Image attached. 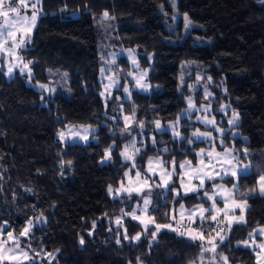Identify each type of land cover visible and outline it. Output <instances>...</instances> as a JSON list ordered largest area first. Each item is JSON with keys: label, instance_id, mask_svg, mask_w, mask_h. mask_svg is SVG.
Listing matches in <instances>:
<instances>
[{"label": "trees", "instance_id": "trees-1", "mask_svg": "<svg viewBox=\"0 0 264 264\" xmlns=\"http://www.w3.org/2000/svg\"><path fill=\"white\" fill-rule=\"evenodd\" d=\"M105 11L114 19H104ZM42 12L31 43L21 53L26 62L32 61V78L17 74L8 80L0 69V224L7 222L18 235L27 220L36 224L43 215V222L31 230V248L52 252L55 258L44 255L36 264L198 263L200 241L171 231L153 239L152 229L145 232L130 218L116 223L138 199L131 195L118 200L108 193L110 185L119 186L128 169L120 156L127 140L122 113L135 109L137 121L150 130L154 120H176L187 107L188 82H197L188 76L181 81L182 66L191 64V69L204 74L201 82L216 91V104H230L239 114L226 145L250 162L251 171L239 180V191L247 192L264 173V2L175 0L173 7V0H43ZM185 13L192 21L188 29ZM173 18H177L175 33L168 30ZM124 49L134 51L142 69H150L151 93L133 91L131 101H120L123 91L117 89L103 100V67L128 79L127 58L120 55L116 65L110 61ZM37 82L55 92L46 95ZM68 125H91L98 131L87 144L62 143L57 133ZM235 129L239 137L232 136ZM182 130L189 138V128ZM156 140V147L139 156L140 167L149 157L163 154L164 148L169 160L195 162L197 155L191 150L207 146L200 142L191 147L169 133L156 134ZM113 145L111 161L103 163L105 149ZM244 148L249 150L247 157ZM232 180L223 183L230 187ZM154 194V203L163 205L164 198L158 191ZM167 198L169 207L174 206L173 196ZM176 201L191 208L205 199L193 194ZM248 203L247 223L234 225L223 244L216 241L217 253L227 255L230 264L256 262L238 242L264 226V197L249 195ZM165 210L156 212L158 223L169 222ZM125 229L129 239L124 238ZM137 233L140 240L131 239Z\"/></svg>", "mask_w": 264, "mask_h": 264}, {"label": "snow or ice", "instance_id": "snow-or-ice-1", "mask_svg": "<svg viewBox=\"0 0 264 264\" xmlns=\"http://www.w3.org/2000/svg\"><path fill=\"white\" fill-rule=\"evenodd\" d=\"M264 2V0H262ZM43 0H0V54H4L7 57H11L18 63H8L7 75L11 76L16 68H19L20 73L27 74L31 79L32 61L25 62L24 56L20 53L26 49L27 45L31 43V34L36 27L39 15L42 12ZM173 7H175V0H173ZM21 8L31 11V15L26 12L22 14ZM104 19H114L110 17L109 13L105 11L103 13ZM185 28L188 29L192 26V21L187 14H184ZM129 55L132 59L133 65L138 66V62L135 56L132 54V50H129ZM3 67V64H0ZM104 72V69L101 70ZM133 77L135 82L134 86L142 91H147L150 87L144 81L147 73L142 72L139 75H135L132 72L128 73ZM112 80V84L117 83L113 77H109ZM197 80L205 79V77L197 76ZM208 81L212 78L206 77ZM37 86L43 91L55 92V89L50 88L48 84H41L37 82ZM108 86H106L107 89ZM191 87V86H190ZM125 93L131 96L129 88L123 89ZM205 98L211 96L207 86H205ZM104 95V93H101ZM43 99V96H42ZM188 107L182 115L188 114L190 111H209V105L197 106L191 96L187 98ZM227 107V106H226ZM135 109H132L130 114L123 116L124 128L122 131H128L135 124L136 127L143 129L144 124L142 121L135 119ZM205 125H211L216 131L221 133L220 145L222 151H216L213 147L211 150L206 151L204 148H200L196 153L198 160L196 165H193L191 160H184L177 165L174 158L170 160H164L162 156L157 155L155 158L149 157L146 161V166L143 172L140 170L135 161V156L141 151L136 147V138L133 137L127 144L124 145L123 151L120 155L126 162H131V167L124 173L127 178L120 181L119 187L113 189L110 185L108 187L109 194L116 193L120 195L127 193L130 197L133 193L140 197L142 203H137L136 208L132 210L130 214L132 219L138 220L144 225V231H148V225H153L151 236L153 239L157 236L160 230L168 229L172 232H176L181 237H186L191 241H200V260H204V253H211L210 264H217L222 261L223 264H230L227 255L223 252L217 253L219 244H223L226 239V234L232 230L233 223L246 224L245 213L249 207L248 196L258 194L264 197V173L260 174L255 185L248 189L247 192L241 193L239 191V180L241 175H246L251 171L250 162L245 164L243 159L234 154V150L230 149L223 140V129L217 126L214 116L198 117ZM180 123V117L177 118L175 123H170L167 128L162 127L159 120H154L153 124L155 129L160 132L170 131L174 138L185 140L186 143H194L193 139L185 138L178 130ZM239 114L233 110L231 119L228 120V124L232 126H238ZM84 128V133L79 131L74 135L80 136V139L87 140L90 132H94L91 125L81 126ZM128 134L131 136V132ZM61 141H64L66 136L73 135L72 129L69 128L68 132L61 130L57 133ZM192 137L196 140H205L210 143L216 141V137L208 131H200L196 129L192 133ZM153 145L156 144V138H152ZM113 146L105 149V158L111 159V152ZM168 149L164 148L163 152H167ZM245 157L248 156L249 150L244 148L241 150ZM103 162V161H102ZM242 165V167H241ZM179 167L180 171H177ZM133 170L134 175H133ZM230 176L233 178L231 186L228 187L223 183V177ZM217 177H220V182L210 183L206 185V181H215ZM175 178V180H174ZM195 182V183H194ZM178 184V187H177ZM170 185H172L170 187ZM153 186L158 189H162L159 193V197L164 198V204H155L152 192ZM210 188V190H208ZM190 193H201L205 201L198 203L191 208H186L183 202L172 201V205L178 203V207H169V195L175 196L182 201L184 196ZM115 198V197H114ZM219 198V201L218 199ZM208 202L209 206L204 207V203ZM222 203L223 207L220 206ZM164 207L166 210L163 212L170 222L157 223L155 219L156 212ZM236 209H239V215L236 214ZM139 212V215H137ZM222 217V218H221ZM43 222V215L41 214L36 218V224ZM116 223L119 225L121 219L117 218ZM32 219L27 220L26 225L20 229L18 235H14L15 229L11 227L7 222L0 224V264H27L31 261L32 264H36L37 258L44 255L54 259L52 252L44 253L35 251L31 248V230L36 226ZM196 225V227H193ZM95 228V223L92 225ZM92 233L89 232V235ZM140 233H137L131 239L135 241L140 240ZM259 237V241H258ZM124 238L129 239L127 236V230H124ZM24 240L22 245L21 241ZM219 240V244L216 241ZM80 244L85 243L83 237L80 238ZM120 243V240H117ZM242 245L252 250L256 257L255 264H262L264 262V226H257L256 229L249 231L248 238L238 242V246ZM139 260V257L137 258ZM49 264L51 262L49 261ZM195 264V262H190Z\"/></svg>", "mask_w": 264, "mask_h": 264}, {"label": "rangeland", "instance_id": "rangeland-1", "mask_svg": "<svg viewBox=\"0 0 264 264\" xmlns=\"http://www.w3.org/2000/svg\"><path fill=\"white\" fill-rule=\"evenodd\" d=\"M176 21H177V18H173L169 23H168V30L175 33L176 31ZM129 50L131 49H124L123 51H121L119 54H114V55H111L110 56V61L113 65H116L117 63V59L120 55H124L126 58H127V61L129 63V66H130V70L129 72H132L134 73L135 75H139L140 73L142 72H146L147 75L144 79V81H142V83H147L150 85V83L148 82L147 78H148V75H149V72H150V69H142L141 68V64H140V61L137 57V55L134 53V51L132 50V54L135 56L137 62H138V66L137 65H133L132 63V59L129 55ZM192 68V65L189 64V63H186L182 66V75H181V81L185 78V77H190V78H193V79H196L197 76H201V77H204V74L202 72H195V70L191 69ZM102 69H104V72L100 73V82H101V85H102V91L101 93H104V95H101L102 99L103 100H108L112 97L113 93L117 90V89H123L125 87L129 88L130 92H131V96H129L127 93H125L123 91L122 95H121V98L119 99L120 101H131L132 100V92L133 91H138L140 93H143V94H149L151 93V85L150 87L148 88L147 91H142L138 88H136L134 86L135 82L133 80V77L132 76H129L128 75V79H126L125 81L120 78L116 72L114 70H112L110 67L108 66H105L103 67ZM101 69V70H102ZM109 77H113L117 83L115 84H112V80L109 79ZM197 80V79H196ZM198 82H200L198 84ZM190 85H189V92L190 94L187 95L186 97V102H187V98L189 96L192 97V99L195 101L196 105L199 107V106H202V105H209V111L206 113L203 111V109L199 112L197 111H190L188 114H185V115H182L184 112H185V109L188 107V103H187V107L183 110V112L178 116L180 117V123L178 125V130L180 131V133L182 134V136H184L185 138H187V133L183 132L182 128L183 127H188L189 130V138L190 139H193L194 140V143L192 144H188L189 146H194L195 143H200V142H203V143H206L207 146L206 147H201V148H204L206 151L208 150H211L213 147L215 148L216 151H222L220 149L221 145H220V137H221V133L216 131L215 128H213L211 125H205L204 123L201 122L200 119H198V117H203L205 115L211 117V116H214L215 117V120H216V123H217V126L220 128V129H223V140H224V143L227 144L228 140L226 139V136H227V133L229 132V130H231L234 126L228 124V120L231 119L232 117V112L234 110V108L230 105V104H225V103H222L220 105L216 104L217 102V99L215 98V94H216V91H213L211 88H208V91L211 93V96L208 97V98H205V86H207V84L205 82H201V80H197V82L191 80L190 82H188ZM106 86L107 89H106ZM191 86V87H190ZM39 88V87H38ZM40 89V88H39ZM46 92V95H48L49 92L45 91ZM197 93V94H196ZM199 93H201V98L199 99L198 96ZM227 106V107H226ZM235 112H237L235 110ZM124 115H128V114H125V113H122V120H123V116ZM177 117V118H178ZM135 119H136V116H135ZM137 120V119H136ZM177 120V119H176ZM172 121V122H167V123H163L161 122V125L162 127L164 128H167L168 125L170 123H175V121ZM124 122V121H123ZM225 122L228 124L227 126H225ZM144 124V123H143ZM69 128L72 129V133L73 135H69V136H66L65 140L64 141H61L60 138L58 137L57 135V138L59 139L60 142L62 143H70V144H87L89 143L91 140H92V135L94 133H96L98 131V128L97 127H93L92 126V129H94V132H90L89 135H88V139L87 140H82L80 139V136L78 135H74V133H76L77 131H79L81 134L84 133V128L81 127V126H76V125H68L65 129H62L63 131H65L66 133L68 132ZM196 129H199L200 131L204 132V131H208V132H211L212 135L214 137H216V141L214 143H210L209 141H205V140H196L194 137H192V133L193 131H195ZM61 131V130H60ZM131 132V136L128 134V132ZM124 133V138L127 139L126 142L123 144L121 151H123L124 149V145L127 144L129 142V140H131L133 137L136 138V147L137 148H140L141 151L138 155L135 156V161H136V164L138 165V167L140 168V170L143 172L145 166H146V163L144 166L140 167V163H139V156L141 155L142 152L146 151L148 147H156L157 146V140H156V144L153 145L152 143V137L154 136L156 138V134H159V133H169L172 135V138L173 139H176L178 141H182V139H179V138H174L173 137V134L170 132V131H164V132H160V131H157L155 129V125L153 124L151 126V130L149 127H146L145 124H144V128L143 129H140L138 127L135 126V124L132 125V128L128 129V131H123ZM232 136L233 137H239V132L235 129L234 132L232 133ZM232 141V140H231ZM230 149H233L234 150V154L240 156L239 153L236 152L235 148L234 147H229ZM200 148L199 149H192L191 151L194 152V153H197L199 152ZM163 151V150H162ZM165 153L167 152H163V154H159L160 156L163 157L164 160H169L166 156H165ZM121 156V155H120ZM157 155L155 156H151L152 158H155ZM122 160L125 162V163H128V169L131 167V162H126L124 160V158L121 156ZM177 162V165H179L180 162H178V160L176 158H174ZM185 160H191V159H185ZM197 160H198V157L196 159V161H192L193 162V165L195 166L196 163H197ZM111 159H106L104 158L103 159V163H107V162H110ZM184 161V160H183ZM182 162V161H181ZM244 162V161H243ZM245 164H247L246 162H244ZM242 167V165H241ZM127 169V170H128ZM126 170V171H127ZM134 171L133 170V175H134ZM177 171L179 172L180 169L179 167H177ZM250 172V171H249ZM226 178H232L230 176H224L223 179H226ZM125 182L127 183V178H125L124 176V179ZM175 180V178H174ZM220 180V177H217L215 181H206V185H209L210 183H214L216 181ZM195 183V182H194ZM225 184V183H224ZM120 185V184H119ZM226 185V184H225ZM172 185H170L171 187ZM119 187V186H118ZM177 187H178V184H177ZM229 187V186H228ZM117 187L113 188V189H116ZM210 190V188L208 189ZM158 191V194L162 192V189H158V188H155L153 186V192H152V195H153V198L155 200V194L154 192ZM109 193V192H108ZM193 194H201V193H190L189 195H193ZM132 195H135L137 196L135 193H133ZM187 195V196H189ZM109 196L113 199H118V200H122V199H125L126 197H128L127 193H122L120 195H116L115 192H113V194H109ZM115 197V198H114ZM186 197V196H184ZM168 199V198H167ZM177 197L173 196L172 198V201H176ZM206 200V198H204ZM218 201H219V198H217ZM154 202V201H153ZM163 202H164V199H163ZM137 203H142L141 202V199L140 197L138 196V199L137 201H135L134 203V206H133V209L136 208V205ZM175 206V205H174ZM209 206V203H204V207H208ZM220 206L223 207L222 203H220ZM178 207V206H176ZM187 208V207H186ZM132 209V210H133ZM132 211L130 212H124L123 216L119 217L121 219V223L122 221H124V219L126 218H130L132 219L131 215L130 214H127V213H131ZM236 214L239 215V209H236ZM137 215H139V212H137ZM246 215V213H245ZM222 218V217H221ZM133 221L139 223L143 228H144V225L141 224L138 220H134L132 219ZM157 222V221H156ZM170 222V221H169ZM120 223V224H121ZM158 223V222H157ZM168 223V222H166ZM119 224V225H120ZM236 223H233V225H235ZM232 225V227H233ZM193 227H196V225H193ZM153 228V225L149 224L148 225V230L149 229H152ZM163 231H170L168 229H162L159 231V233L163 232ZM172 232V231H171ZM158 233V234H159ZM15 235V234H14ZM199 241V240H197ZM31 262V261H29ZM27 262V263H29ZM8 263L7 261L5 262V264ZM195 264H202L201 262H198V263H195Z\"/></svg>", "mask_w": 264, "mask_h": 264}, {"label": "crops", "instance_id": "crops-1", "mask_svg": "<svg viewBox=\"0 0 264 264\" xmlns=\"http://www.w3.org/2000/svg\"><path fill=\"white\" fill-rule=\"evenodd\" d=\"M42 5H43V4H42ZM21 11H22V14L26 12L28 15H31V11H30V9H29V10H25V9L21 8ZM42 16H43V12H41V14L39 15V18H38V20H37L36 27H35V29L33 30L32 34H31V41H32V36H33V34H34V32H35L37 26H38V22H39V20H40V18H41ZM0 20H2V18H0ZM28 45H29V44H28ZM28 45H27V47H28ZM27 47H26V48H27ZM20 54H21V53H20ZM9 62L14 63V64H15V63H18V61L13 60L11 57H7V56H5L4 54H0V64H3V67H0V69L4 72V74L6 75V77L8 78V80H12L17 74H19L20 76H25V77L28 78V76H27L26 73L23 74V75L20 73L19 68H16L11 76L7 75V66H8V63H9ZM25 62H26V61H25ZM30 67H31V70H32V75H31V78H32V76H33L32 64L30 65ZM29 83H30V80H29ZM39 90H42V89H39ZM248 173H249V172H248ZM235 225H236V224H235ZM233 226H234V225H233ZM258 241H259V237H258ZM239 246H241V247H243V248H246V247H244V246H242V245H239ZM246 249H249V248H246ZM249 250L252 252L251 249H249ZM252 253H253V252H252ZM253 254H254V253H253ZM254 256H255V255H254ZM255 260H256V257H255ZM262 264H264V262H262Z\"/></svg>", "mask_w": 264, "mask_h": 264}, {"label": "water", "instance_id": "water-1", "mask_svg": "<svg viewBox=\"0 0 264 264\" xmlns=\"http://www.w3.org/2000/svg\"><path fill=\"white\" fill-rule=\"evenodd\" d=\"M199 262H201V263H204V262H206V263H210V258H207V257L204 255V260H203V261L199 260ZM217 264H221V263L217 262Z\"/></svg>", "mask_w": 264, "mask_h": 264}]
</instances>
